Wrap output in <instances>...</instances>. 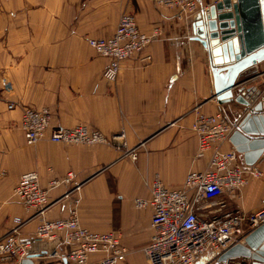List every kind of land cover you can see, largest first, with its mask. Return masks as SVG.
I'll list each match as a JSON object with an SVG mask.
<instances>
[{
	"label": "crops",
	"instance_id": "crops-1",
	"mask_svg": "<svg viewBox=\"0 0 264 264\" xmlns=\"http://www.w3.org/2000/svg\"><path fill=\"white\" fill-rule=\"evenodd\" d=\"M197 10L184 19L174 9L149 0H0V237L13 219L27 220L21 240L30 245L34 264H65L49 255L67 253L72 244L62 236L36 241L39 216L25 210L14 195L19 177L36 171L40 184L62 179L68 171L79 184L77 206L81 225L97 232L116 231L127 247L120 264H149L141 251L151 238L149 206L136 208L134 198L148 199L150 183L158 175L168 188H180L186 174L207 167L210 152L197 157L198 140L191 129L194 108L220 111L237 121L241 105L219 104L213 97L212 75L201 44L192 39L194 15L217 0H196ZM264 7V0H260ZM133 13L138 27L160 35L137 57L124 60L115 80L103 77L107 60L88 44L89 38L110 36L122 13ZM150 56L149 61L141 57ZM241 77L245 86L264 85V61ZM13 107L9 108V104ZM48 107L52 124H86L106 135L124 132L127 149L120 144L75 145L43 139L25 143L19 127L22 107ZM221 150L233 149L229 140ZM240 164H244L238 153ZM263 176L245 175L246 183L232 197L222 194L225 206L199 202L198 213L209 219L220 212L240 209L251 213L264 205V153L254 164ZM72 186L50 190V219L69 215ZM31 217V218H30ZM204 257L215 262V255ZM203 257V258H204Z\"/></svg>",
	"mask_w": 264,
	"mask_h": 264
},
{
	"label": "built area",
	"instance_id": "built-area-1",
	"mask_svg": "<svg viewBox=\"0 0 264 264\" xmlns=\"http://www.w3.org/2000/svg\"><path fill=\"white\" fill-rule=\"evenodd\" d=\"M156 6L174 9L177 19H184L197 10L196 0H149ZM161 30L154 27L151 32L142 31L133 13L124 12L119 17L114 32L108 37L89 38L88 44L107 60L102 72L108 81L116 79L124 60L139 56L145 48L160 35ZM149 61L150 56L141 57ZM245 80L242 84L245 86ZM249 90L246 98L250 102L264 100V85L245 86ZM9 108L13 104L8 105ZM194 118L191 129L197 137V157L210 152L207 167L186 174L180 188H168L156 175L150 183V196L134 198V206H149L152 210L150 241L141 247L149 264H195L206 254L215 257L235 245L244 244L248 232L264 223V205L251 213L240 209L220 212L209 219L198 213L199 202L209 200V206L224 207L217 201L222 194L234 197L235 192L245 183V175L261 178L260 167H244L238 160L235 149L221 150L223 142L237 126L220 111L206 113L197 107L193 109ZM19 127L23 131L25 143L33 145L46 139L54 143L75 145L120 144L125 147L124 154L132 160L137 158L135 149H127L124 132L106 135L86 124L63 127L52 124V112L48 107H22ZM60 184L72 186V208L67 217L50 219L45 213L52 202L49 193ZM79 184L73 180V172L68 171L62 179H52L48 187L40 184L36 171L23 173L15 187L14 195L31 217L39 216L40 222L33 233L36 241L52 240L58 236L72 244L67 253L53 251L50 257H60L65 264H120L126 258L127 247L122 243L121 234L116 231L97 232L81 225L77 206ZM68 196V195H67ZM30 217V218H31ZM28 220V219H27ZM20 217L13 219V225L0 237V264H21L29 255L30 245L21 240L22 225L27 221ZM228 264H248L242 258Z\"/></svg>",
	"mask_w": 264,
	"mask_h": 264
},
{
	"label": "water",
	"instance_id": "water-1",
	"mask_svg": "<svg viewBox=\"0 0 264 264\" xmlns=\"http://www.w3.org/2000/svg\"><path fill=\"white\" fill-rule=\"evenodd\" d=\"M192 39L203 47L213 80V97L219 104L241 105L237 126L228 140L244 164L253 166L264 153V100L250 102L241 77L264 61V7L260 0H217L200 9L191 24ZM30 254L21 264H34ZM242 258L248 264H264V223L210 263L204 257L195 264H228ZM65 261V260H64Z\"/></svg>",
	"mask_w": 264,
	"mask_h": 264
}]
</instances>
